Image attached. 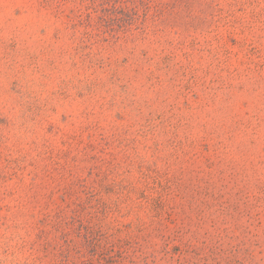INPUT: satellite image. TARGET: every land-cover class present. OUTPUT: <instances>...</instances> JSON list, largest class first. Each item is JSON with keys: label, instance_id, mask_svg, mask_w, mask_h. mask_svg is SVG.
Segmentation results:
<instances>
[{"label": "rangeland", "instance_id": "obj_1", "mask_svg": "<svg viewBox=\"0 0 264 264\" xmlns=\"http://www.w3.org/2000/svg\"><path fill=\"white\" fill-rule=\"evenodd\" d=\"M0 264H264V0H0Z\"/></svg>", "mask_w": 264, "mask_h": 264}]
</instances>
